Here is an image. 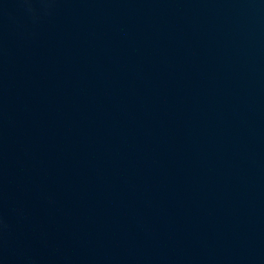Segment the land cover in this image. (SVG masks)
I'll return each mask as SVG.
<instances>
[{
  "label": "water",
  "instance_id": "95a60500",
  "mask_svg": "<svg viewBox=\"0 0 264 264\" xmlns=\"http://www.w3.org/2000/svg\"><path fill=\"white\" fill-rule=\"evenodd\" d=\"M205 264H264V0H35Z\"/></svg>",
  "mask_w": 264,
  "mask_h": 264
}]
</instances>
